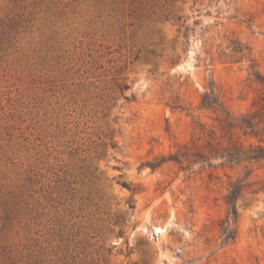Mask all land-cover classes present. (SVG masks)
I'll use <instances>...</instances> for the list:
<instances>
[{
	"label": "rangeland",
	"instance_id": "obj_1",
	"mask_svg": "<svg viewBox=\"0 0 264 264\" xmlns=\"http://www.w3.org/2000/svg\"><path fill=\"white\" fill-rule=\"evenodd\" d=\"M253 69L264 0H0V264H264V165L224 247L247 167L143 165L206 139L210 83L249 111Z\"/></svg>",
	"mask_w": 264,
	"mask_h": 264
},
{
	"label": "trees",
	"instance_id": "obj_2",
	"mask_svg": "<svg viewBox=\"0 0 264 264\" xmlns=\"http://www.w3.org/2000/svg\"><path fill=\"white\" fill-rule=\"evenodd\" d=\"M231 44L232 54L237 57L235 61L246 57V45L238 39ZM253 74L264 89V74L256 69H253ZM198 108L215 115L216 124L211 128L206 129L205 124L200 123L204 133L205 130L207 132L206 139L202 143L183 144L175 152L160 155L155 161H148L143 165H148L154 170L171 161L179 164L189 175L207 168L236 169L242 165L247 167L244 177L230 182L225 196L227 213L220 223V245L224 247L233 244L239 235L240 212L237 201L244 190L252 185L251 182H246L253 173V169L248 166L255 163L264 165V93L249 111L234 112L221 99L215 85L210 83V87L205 89L201 96Z\"/></svg>",
	"mask_w": 264,
	"mask_h": 264
}]
</instances>
